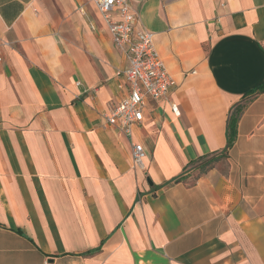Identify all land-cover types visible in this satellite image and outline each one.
Masks as SVG:
<instances>
[{
  "label": "crops",
  "instance_id": "crops-1",
  "mask_svg": "<svg viewBox=\"0 0 264 264\" xmlns=\"http://www.w3.org/2000/svg\"><path fill=\"white\" fill-rule=\"evenodd\" d=\"M129 1L176 81L133 130L142 169L104 120L127 61L90 1L0 0V264H264V93L241 99L264 0Z\"/></svg>",
  "mask_w": 264,
  "mask_h": 264
},
{
  "label": "built area",
  "instance_id": "built-area-1",
  "mask_svg": "<svg viewBox=\"0 0 264 264\" xmlns=\"http://www.w3.org/2000/svg\"><path fill=\"white\" fill-rule=\"evenodd\" d=\"M98 12L113 46L124 54L127 67L116 74L122 77L126 97L109 114L104 115L107 126L115 127L131 147L133 169H142L146 157L142 145L131 143L133 130L144 118L147 99L153 103L166 100L176 88V81L161 59L152 33L140 24L129 0H89ZM173 112L176 109L173 107Z\"/></svg>",
  "mask_w": 264,
  "mask_h": 264
},
{
  "label": "trees",
  "instance_id": "trees-1",
  "mask_svg": "<svg viewBox=\"0 0 264 264\" xmlns=\"http://www.w3.org/2000/svg\"><path fill=\"white\" fill-rule=\"evenodd\" d=\"M262 93H264V82H262L256 88L247 91L242 96L241 99H245L248 96L255 95V94H262ZM244 107H245V104L244 103H240V104L235 105L229 112V115H228V118H227V121H226V129H225L226 144H225V148L223 149V151L219 154L218 160L219 159H223V158L226 159L227 156H228L229 150L234 145V142H235L236 136H237L238 121H239L240 116H241V114H242V112L244 110ZM203 159H205V158L202 157V158L198 159L197 162H199V161H201ZM214 163L215 162H213V160L211 159L210 161H206V163H204L203 165H198V167H199L200 170L203 169L202 172H204V171L212 168Z\"/></svg>",
  "mask_w": 264,
  "mask_h": 264
},
{
  "label": "rangeland",
  "instance_id": "rangeland-1",
  "mask_svg": "<svg viewBox=\"0 0 264 264\" xmlns=\"http://www.w3.org/2000/svg\"><path fill=\"white\" fill-rule=\"evenodd\" d=\"M208 160H210V159H203V160H201V161H199V162H196V163H193L189 168H188V170L186 171L187 173H189V172H192L193 174H194V176H193V178H195L196 176H198L200 173H202V171H203V169L202 170H196L195 168L198 166V165H203L204 163H206V161H208ZM221 159H219V161H220ZM216 162H218V161H215V163ZM225 159H224V164H225ZM211 163V162H210ZM224 167H225V165H224ZM205 170V169H204Z\"/></svg>",
  "mask_w": 264,
  "mask_h": 264
}]
</instances>
